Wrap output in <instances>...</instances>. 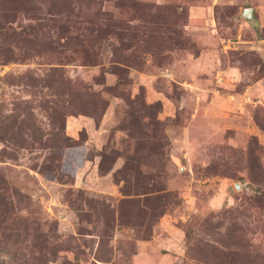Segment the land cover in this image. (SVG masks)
<instances>
[{
  "label": "rangeland",
  "instance_id": "374dc122",
  "mask_svg": "<svg viewBox=\"0 0 264 264\" xmlns=\"http://www.w3.org/2000/svg\"><path fill=\"white\" fill-rule=\"evenodd\" d=\"M261 191L264 0H0V264H264Z\"/></svg>",
  "mask_w": 264,
  "mask_h": 264
},
{
  "label": "water",
  "instance_id": "95a60500",
  "mask_svg": "<svg viewBox=\"0 0 264 264\" xmlns=\"http://www.w3.org/2000/svg\"><path fill=\"white\" fill-rule=\"evenodd\" d=\"M241 17L243 19H246L247 21H249L250 24H252L253 26H258V21L256 18V14H255V9L254 8H247L243 11V13L241 14ZM238 190H241V187L236 186Z\"/></svg>",
  "mask_w": 264,
  "mask_h": 264
},
{
  "label": "trees",
  "instance_id": "16d2710c",
  "mask_svg": "<svg viewBox=\"0 0 264 264\" xmlns=\"http://www.w3.org/2000/svg\"><path fill=\"white\" fill-rule=\"evenodd\" d=\"M261 194L264 195V191H261Z\"/></svg>",
  "mask_w": 264,
  "mask_h": 264
},
{
  "label": "crops",
  "instance_id": "0c3cea01",
  "mask_svg": "<svg viewBox=\"0 0 264 264\" xmlns=\"http://www.w3.org/2000/svg\"><path fill=\"white\" fill-rule=\"evenodd\" d=\"M252 8V7H251ZM258 21V20H257Z\"/></svg>",
  "mask_w": 264,
  "mask_h": 264
}]
</instances>
